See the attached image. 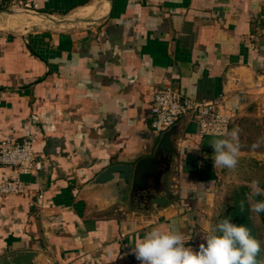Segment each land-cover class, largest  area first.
I'll return each instance as SVG.
<instances>
[{
  "label": "crops",
  "instance_id": "crops-1",
  "mask_svg": "<svg viewBox=\"0 0 264 264\" xmlns=\"http://www.w3.org/2000/svg\"><path fill=\"white\" fill-rule=\"evenodd\" d=\"M167 87L223 96L239 129L264 91V0H0V141L31 135L42 164L23 193L0 194V256L141 264L135 243L157 227L195 249L214 222L221 171L217 137L199 136L192 114L176 122L170 206L128 208L130 185L117 176L91 184L108 165L153 153L150 107ZM9 174L0 165V182Z\"/></svg>",
  "mask_w": 264,
  "mask_h": 264
},
{
  "label": "clouds",
  "instance_id": "clouds-1",
  "mask_svg": "<svg viewBox=\"0 0 264 264\" xmlns=\"http://www.w3.org/2000/svg\"><path fill=\"white\" fill-rule=\"evenodd\" d=\"M239 129L226 128L219 134L220 138L210 141L214 150L212 159L214 168L235 170L239 162L241 145ZM258 144L253 147H258ZM246 199L250 211L264 213V188L259 181L253 180ZM244 202H240L243 209ZM198 251L186 247V240L178 231L163 230L159 227L146 232L142 239L136 241L133 248L135 257L141 264H257V255L261 251L259 241L253 238L244 225H235L230 218H223L211 227L204 237Z\"/></svg>",
  "mask_w": 264,
  "mask_h": 264
},
{
  "label": "built area",
  "instance_id": "built-area-1",
  "mask_svg": "<svg viewBox=\"0 0 264 264\" xmlns=\"http://www.w3.org/2000/svg\"><path fill=\"white\" fill-rule=\"evenodd\" d=\"M224 98L221 95L208 99H193L183 96L177 90L167 87L159 89L153 95L150 107V125L158 133L169 128L182 116L192 114L198 125L199 136L219 137L229 131L231 115L224 110ZM34 137H8L0 141V165L8 167L9 177L0 182V194L24 192L25 175H35L42 169L41 161L33 151ZM40 197V195H38ZM57 220L58 215H52Z\"/></svg>",
  "mask_w": 264,
  "mask_h": 264
},
{
  "label": "water",
  "instance_id": "water-1",
  "mask_svg": "<svg viewBox=\"0 0 264 264\" xmlns=\"http://www.w3.org/2000/svg\"><path fill=\"white\" fill-rule=\"evenodd\" d=\"M178 125L174 123L160 133L153 153L135 163H114L101 170L91 184L110 181L117 176L124 187L130 185L128 208L170 206L175 194L170 188V176L178 147L175 135ZM40 253L24 250L0 256V264H39Z\"/></svg>",
  "mask_w": 264,
  "mask_h": 264
},
{
  "label": "rangeland",
  "instance_id": "rangeland-1",
  "mask_svg": "<svg viewBox=\"0 0 264 264\" xmlns=\"http://www.w3.org/2000/svg\"><path fill=\"white\" fill-rule=\"evenodd\" d=\"M28 19L38 20L30 16H28ZM38 21L48 23L46 20L39 19ZM248 105L247 114L241 118L242 122L239 126V130L242 133L241 141L245 142L247 149L240 150L239 162L235 170L219 168L221 171L220 185L214 197L215 214L211 218V220L214 219V222H211L210 227L206 230L197 233L194 240L196 242L194 251L199 250L201 243L206 244L204 237L207 235L209 229L215 226L216 216L225 207L233 186L246 184L249 187L253 180H257L261 188H264V91L256 94L255 98ZM255 144L259 146L254 148L253 145ZM262 198L264 199V197ZM252 219L260 227L258 239L262 247V253H264V227H261L258 214L252 212Z\"/></svg>",
  "mask_w": 264,
  "mask_h": 264
},
{
  "label": "trees",
  "instance_id": "trees-1",
  "mask_svg": "<svg viewBox=\"0 0 264 264\" xmlns=\"http://www.w3.org/2000/svg\"><path fill=\"white\" fill-rule=\"evenodd\" d=\"M242 119L237 123L238 126L241 125ZM231 128V122L229 125V131ZM242 133L239 131V143L241 145L240 150H246V144L241 141ZM247 141V140H246ZM249 192V187L246 184L235 185L231 188L229 193V199L225 204V207L216 216L215 224L218 223L223 218H230V222L239 226L244 225L250 230V234L257 241L259 226L256 225L252 219V212L250 211L249 203L246 199V194ZM257 200L263 199L262 197H256ZM244 202L243 209L240 207V202ZM261 221V227H264V213L258 214ZM257 264H264V253L261 251L258 253Z\"/></svg>",
  "mask_w": 264,
  "mask_h": 264
}]
</instances>
